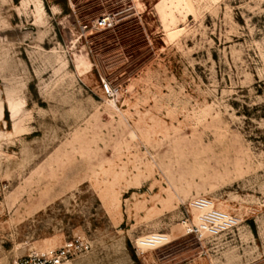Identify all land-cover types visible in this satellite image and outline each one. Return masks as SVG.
Listing matches in <instances>:
<instances>
[{
  "label": "rangeland",
  "instance_id": "1",
  "mask_svg": "<svg viewBox=\"0 0 264 264\" xmlns=\"http://www.w3.org/2000/svg\"><path fill=\"white\" fill-rule=\"evenodd\" d=\"M200 197L238 229L185 235ZM75 240L63 264H264V0H0V264Z\"/></svg>",
  "mask_w": 264,
  "mask_h": 264
},
{
  "label": "built area",
  "instance_id": "2",
  "mask_svg": "<svg viewBox=\"0 0 264 264\" xmlns=\"http://www.w3.org/2000/svg\"><path fill=\"white\" fill-rule=\"evenodd\" d=\"M109 17L103 16L92 22V27L96 29H104L109 26ZM88 25L82 26L86 30ZM101 92L106 97H114L118 90L110 83L102 80ZM185 216L182 219L181 225L185 235L192 236L199 241L214 240L221 236L230 234L240 226V219L230 213L217 209L214 206L213 200L207 197H200L191 200L185 211ZM153 237L157 245L146 248L156 249L167 240L162 238L164 235H150ZM137 249L140 251V256H143L144 250L137 244ZM88 250L87 244L78 240L66 243L58 249H50L44 254H33L26 260H22L18 264H63L77 254L86 253ZM149 264H160L157 261H152Z\"/></svg>",
  "mask_w": 264,
  "mask_h": 264
},
{
  "label": "bare ground",
  "instance_id": "3",
  "mask_svg": "<svg viewBox=\"0 0 264 264\" xmlns=\"http://www.w3.org/2000/svg\"><path fill=\"white\" fill-rule=\"evenodd\" d=\"M152 238H153V237L148 236V237H145V238H143V239H139V240H137V244H138V245L140 246V248L143 249V250L146 249V248H149V247H152V246L157 245L158 242H156V241L153 240ZM162 238L166 239L167 242H166V243H163V244L160 245V246H163V245L169 243L168 238L166 237V235H165L164 237H162Z\"/></svg>",
  "mask_w": 264,
  "mask_h": 264
}]
</instances>
